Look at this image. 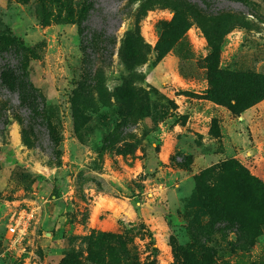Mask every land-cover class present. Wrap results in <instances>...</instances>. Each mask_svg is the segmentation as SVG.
Listing matches in <instances>:
<instances>
[{
  "label": "rangeland",
  "instance_id": "rangeland-1",
  "mask_svg": "<svg viewBox=\"0 0 264 264\" xmlns=\"http://www.w3.org/2000/svg\"><path fill=\"white\" fill-rule=\"evenodd\" d=\"M90 1L89 30L115 36L110 60L94 54L112 93L138 3ZM189 1L141 19L140 84L154 91L149 115L125 123L113 97L86 111L71 101L83 60L66 11L81 0H0V35L23 44L45 98L44 122L30 123L0 86V264H178L209 214L250 226L211 234L216 263L264 264V0ZM22 209L33 217L16 238Z\"/></svg>",
  "mask_w": 264,
  "mask_h": 264
},
{
  "label": "trees",
  "instance_id": "trees-1",
  "mask_svg": "<svg viewBox=\"0 0 264 264\" xmlns=\"http://www.w3.org/2000/svg\"><path fill=\"white\" fill-rule=\"evenodd\" d=\"M125 1L137 2L138 4L131 13L132 27L126 30L117 51L122 64V71L117 78L118 82L114 85L112 93L109 92L106 86V73L103 65H95L94 63V54L100 55L105 62L106 59L110 60L114 52L115 36L106 33L104 30L102 32L89 30L87 20L95 9L93 2L90 0H81L82 5L76 16H74L72 8H68L66 18L77 23L83 60V75L72 90V103L79 109L86 111L98 108V104L109 106L110 99L113 97L117 102L120 119L127 123L131 116L145 117L149 115V94L154 91V89H146L140 84L144 80V75L139 72L138 67L146 61V55L150 52V45L143 40L139 23L147 10L156 7V3L167 6L172 0ZM182 1L186 5L187 3L190 4L189 0ZM195 5L197 11L202 10L198 4ZM202 30L210 43L212 51L217 50V42L220 41L221 35L217 36L216 32L212 33L205 26H202ZM24 50L23 44L11 36L10 33L0 35V86L17 95L19 106L27 111L30 123H36L38 120L42 122L44 120L45 98L29 78L23 56ZM13 59L15 62H12ZM23 140L26 144L31 145L28 137L23 136ZM51 141L54 142L55 140L51 139ZM235 221L216 214H209V220L204 225L190 230V243L186 248L191 252L190 254L185 253V258L178 264H218L215 262L214 251L208 246L211 241V234L217 231H230L235 228V224L242 233L250 231L249 225ZM115 241H120V237L116 236ZM194 248L200 249L204 254L195 253L192 250Z\"/></svg>",
  "mask_w": 264,
  "mask_h": 264
},
{
  "label": "built area",
  "instance_id": "built-area-1",
  "mask_svg": "<svg viewBox=\"0 0 264 264\" xmlns=\"http://www.w3.org/2000/svg\"><path fill=\"white\" fill-rule=\"evenodd\" d=\"M33 217L31 210L22 209L15 213L12 220L8 223V229L16 238L23 236L27 231V221Z\"/></svg>",
  "mask_w": 264,
  "mask_h": 264
}]
</instances>
